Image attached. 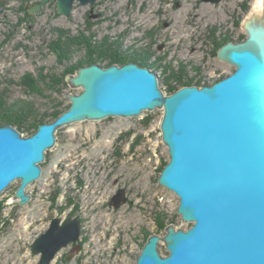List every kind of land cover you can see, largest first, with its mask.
Returning <instances> with one entry per match:
<instances>
[{
	"label": "rangeland",
	"instance_id": "374dc122",
	"mask_svg": "<svg viewBox=\"0 0 264 264\" xmlns=\"http://www.w3.org/2000/svg\"><path fill=\"white\" fill-rule=\"evenodd\" d=\"M38 1L0 0V96L10 106L32 104L42 115L58 104L71 105L69 96L83 92L67 82L53 89L50 80L40 79L63 71L48 46L57 30L72 36L84 32L96 41H119L124 50L150 52V69L168 94L166 67L184 65L190 76L210 83L231 75L235 67L218 59L215 41L227 36L235 43L243 36L246 41L244 23L264 6V0H97L87 6L76 2L65 17L50 2L24 22L25 7ZM81 55L78 51L73 61ZM30 74L39 79L42 94L19 84ZM163 116L164 110L157 108L137 117H108L60 129L56 146L41 164L42 177L28 188L31 201L21 206L15 199L20 180L0 196V264H39L32 244L56 217L80 218L84 245L80 256L67 248L54 264H82L80 259L83 264H136L151 235L164 237L170 225L189 229L192 223L178 214L179 197L159 184L170 161L161 131ZM120 190L126 191L128 202L118 207L112 198ZM157 218L164 219V229L157 227ZM159 249L163 256L169 254L164 242ZM70 256L72 261L63 260Z\"/></svg>",
	"mask_w": 264,
	"mask_h": 264
},
{
	"label": "water",
	"instance_id": "95a60500",
	"mask_svg": "<svg viewBox=\"0 0 264 264\" xmlns=\"http://www.w3.org/2000/svg\"><path fill=\"white\" fill-rule=\"evenodd\" d=\"M50 2L58 15L69 17L76 2L87 6L97 0H39L26 12L33 16ZM244 29L246 41L228 42L217 54L234 72L204 87L167 95L158 74L134 62L93 64L67 75L66 82L83 92L70 95L69 109L53 122L29 137L13 125L0 126V196L20 180L15 199L21 206L31 201L28 188L42 177L41 164L60 129L160 108L170 161L159 184L179 197L178 214L192 225L187 230L170 225L164 237L151 235L136 264H264V17L247 19ZM125 195L120 190L114 197L118 207L127 203ZM81 236L80 218L56 217L31 250L39 264H53L72 245V256L78 253Z\"/></svg>",
	"mask_w": 264,
	"mask_h": 264
},
{
	"label": "trees",
	"instance_id": "16d2710c",
	"mask_svg": "<svg viewBox=\"0 0 264 264\" xmlns=\"http://www.w3.org/2000/svg\"><path fill=\"white\" fill-rule=\"evenodd\" d=\"M24 9V7H22ZM25 11V10H23ZM24 22L30 19L27 12H24ZM87 30L90 31V27L87 26ZM56 39L51 41L48 46L52 53L57 56V63L59 66L63 67L62 73L57 76L56 74H50L47 77L41 76L40 79L46 81L50 80L53 89L58 86L66 87V76L69 74H75L82 67L90 66L93 64H105V67L118 64L120 66L129 63L137 62L140 65L148 66L150 61V54L141 51L138 52L134 49L124 50L122 43L110 41L109 39H104L102 41L94 40L93 35L87 36L84 32L79 35L72 36L70 32L64 30H57L55 32ZM244 36L239 39V41H244ZM233 39L229 36L224 37L220 41H215L217 48L226 43L232 41ZM79 51L81 57L74 62L76 53ZM159 69V68H158ZM185 66L180 67V71H176L171 67L165 68L166 78L163 81L166 86V92L171 95L175 93L178 89L184 86H198L204 87L211 85L213 83L205 81L203 78H188L185 74ZM43 75V74H41ZM21 86H24L28 91L35 94H42L39 89V79L35 78L33 74L24 76L19 82ZM10 103L0 96V126L2 125H13L21 133L28 132L30 136L36 133L38 127L44 123L53 122L59 114L69 109L70 105L63 107V105L58 104L52 113L39 114L33 108L32 104H25L20 107L10 106ZM167 165V164H166ZM165 165V166H166ZM164 166V168H165ZM57 196V195H56ZM73 213V215H75ZM157 227L162 230L165 228L164 219L157 218ZM147 242V239L145 243ZM64 261L68 262L66 258Z\"/></svg>",
	"mask_w": 264,
	"mask_h": 264
},
{
	"label": "flooded vegetation",
	"instance_id": "af4514ba",
	"mask_svg": "<svg viewBox=\"0 0 264 264\" xmlns=\"http://www.w3.org/2000/svg\"><path fill=\"white\" fill-rule=\"evenodd\" d=\"M36 3H37V2H36ZM230 42H231V41H230ZM226 44H227V43H226ZM223 46H224V45H223ZM223 46H221V47H223ZM221 47H220V48H221ZM220 48H219V50H220ZM219 50H218V52H219ZM149 53H150V52H149ZM149 53H148V54H149ZM217 54H218V53H217ZM151 56H152V54L150 53V59H151ZM129 63H130V62H129ZM134 63H137V62H134ZM137 64H139V63H137ZM139 65H140V64H139ZM141 66H144V65H141ZM181 66H182V65H180L178 68H176V69H174V70H176V71H180V67H181ZM183 66H184V65H183ZM144 67H148V68H150V65H148V66H144ZM185 68H186V69H185V70H186V71H185V72H186L185 74L188 76V78H199V77H193V76H190V73L187 71V67H186V66H185ZM152 71H153V70H152ZM199 72H200V71H199ZM199 72L196 71L195 74H196V75H200ZM184 87H186V86H184ZM182 88H183V87H182ZM178 90H179V89H178ZM168 95H169V94H168ZM115 196H116V195H115ZM115 196H114V197H115ZM114 197L112 198L113 202H114ZM126 198H127V202H128V197H126ZM114 203H115V202H114ZM80 220H81V219H80ZM81 222H82V221H81ZM148 238H149V237H148ZM147 240H148V239H147ZM78 244L80 245V247H81V249H82L81 243L79 242ZM71 247H72V249H73V245H72ZM66 249H67V248H66ZM81 249H80V251H79L78 253L81 252ZM64 250H65V249H64ZM71 253H72V250H71ZM78 253H76V254H78ZM76 254H74L73 256H75ZM64 258L69 259L70 257H69V258H68V257H64ZM70 259H71V258H70ZM80 260L82 261V259H80ZM80 260H79V261H80ZM69 261H70V260H69ZM79 264H80V263H79Z\"/></svg>",
	"mask_w": 264,
	"mask_h": 264
},
{
	"label": "bare ground",
	"instance_id": "6f19581e",
	"mask_svg": "<svg viewBox=\"0 0 264 264\" xmlns=\"http://www.w3.org/2000/svg\"><path fill=\"white\" fill-rule=\"evenodd\" d=\"M263 5H264V1H263ZM252 17H256L257 19L261 18V17H264V6L260 9V10H257L255 11L252 15H251V18ZM250 18V17H249ZM168 95V94H167ZM57 258V257H56ZM79 261V260H78ZM81 262V261H80Z\"/></svg>",
	"mask_w": 264,
	"mask_h": 264
},
{
	"label": "built area",
	"instance_id": "2783aa9c",
	"mask_svg": "<svg viewBox=\"0 0 264 264\" xmlns=\"http://www.w3.org/2000/svg\"><path fill=\"white\" fill-rule=\"evenodd\" d=\"M83 238H84V237H83ZM83 238H82V236H81V239H80V243H81V246H82V247H83V245H84V243H83V241H84ZM69 248H71V247H69ZM81 254H82V249H81V252H80L79 254H77V256H80ZM75 256H76V255H75ZM56 260H57V258L55 259L54 263L56 262ZM63 260H64V259H63ZM67 260H68V261H69V260L72 261V259H70V258L67 259ZM82 262L84 263V259L82 260ZM54 263H53V264H54ZM83 263H82V264H83Z\"/></svg>",
	"mask_w": 264,
	"mask_h": 264
}]
</instances>
